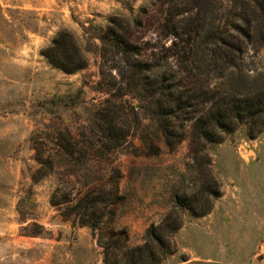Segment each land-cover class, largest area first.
<instances>
[{
  "label": "rangeland",
  "instance_id": "rangeland-1",
  "mask_svg": "<svg viewBox=\"0 0 264 264\" xmlns=\"http://www.w3.org/2000/svg\"><path fill=\"white\" fill-rule=\"evenodd\" d=\"M240 4L0 0V264H103V242L142 244L177 198L182 225L160 264H264V114L196 137L218 95L264 90V43L243 32L260 15ZM63 29L87 56L75 72L42 53ZM206 39L240 40L236 64ZM70 136L74 158L54 154L34 183L35 147L52 155ZM34 222L43 234L25 235Z\"/></svg>",
  "mask_w": 264,
  "mask_h": 264
},
{
  "label": "trees",
  "instance_id": "trees-1",
  "mask_svg": "<svg viewBox=\"0 0 264 264\" xmlns=\"http://www.w3.org/2000/svg\"><path fill=\"white\" fill-rule=\"evenodd\" d=\"M241 6L250 7L249 9L253 14L261 19V21L253 20L256 22L252 23V20L247 21V29L245 31L247 38L252 40L256 39V35H260V42L264 43V0H240ZM238 27V25H237ZM240 30V27L238 28ZM187 33V32H186ZM178 36V35H177ZM183 42H186L188 45L194 43L193 40L183 39ZM208 44L216 43V48L220 49V58L225 62H230L235 65V54L231 59H228L229 53L242 51L243 43H237L232 41H220L214 42L213 40L206 39ZM115 45H117L120 50L124 52L133 51L135 45L127 40V38L119 37L116 40ZM43 55L47 57L49 62L61 68L66 72H75L87 64V56L82 48L81 44L68 30L59 31L56 36L53 38L51 43L46 46L43 50ZM239 57V56H237ZM224 64V63H222ZM228 67V66H226ZM193 68H188L187 71H193ZM249 93H243L240 90L227 91L224 94L218 95L217 101L212 106L209 111V115L200 116L196 124V134L197 138H204L207 140L214 139V136L217 132V129L228 130L231 129L237 122L252 120L262 114H264V90H250ZM158 94L162 98H173V94L161 93L158 90ZM171 99V100H172ZM69 134V133H68ZM72 141L70 144L55 143L59 147L51 155H46L42 152V148L39 146L35 147V160L38 163L39 167L32 174L33 182L40 181L45 177L53 168H54V154L55 156H69L71 159L74 158L77 152L78 141L75 140L72 136ZM97 152V151H96ZM185 199L177 198L173 211L165 216L161 224H151L144 235V242L140 245L129 246L127 248L128 237H123V232L118 238H109L107 241L102 243L104 250V260L103 264H160L169 254L174 252L175 243L173 237L178 229L182 225V217L177 212L179 208L185 206ZM192 210H195L194 205H188ZM35 226V229L31 227H25L27 230L24 234L28 236L41 235L44 232V227L39 223L34 222L32 224ZM93 226V230L96 228V225ZM40 228V229H39ZM126 248V252L121 253V250ZM119 254H122L120 257ZM124 260V261H122Z\"/></svg>",
  "mask_w": 264,
  "mask_h": 264
}]
</instances>
